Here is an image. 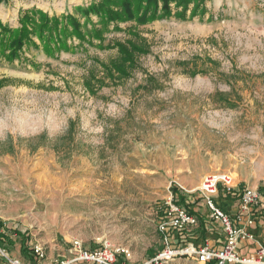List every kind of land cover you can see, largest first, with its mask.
Segmentation results:
<instances>
[{
  "label": "rangeland",
  "instance_id": "rangeland-1",
  "mask_svg": "<svg viewBox=\"0 0 264 264\" xmlns=\"http://www.w3.org/2000/svg\"><path fill=\"white\" fill-rule=\"evenodd\" d=\"M95 1L0 0V20L17 27L19 12L34 7L80 17L76 7ZM206 6L203 17L137 27L150 53L96 96L85 86L91 73L103 77L98 63L118 57L98 42L69 41V52L52 57L30 47L13 63L0 56V215L45 252L28 262L14 239L1 264L67 262L76 242L91 251L108 243L129 264H147L170 242L159 212L173 185L195 200L205 178L228 175L264 198V0ZM114 27L105 45L130 37L131 24ZM226 198L218 197L238 211Z\"/></svg>",
  "mask_w": 264,
  "mask_h": 264
},
{
  "label": "trees",
  "instance_id": "trees-1",
  "mask_svg": "<svg viewBox=\"0 0 264 264\" xmlns=\"http://www.w3.org/2000/svg\"><path fill=\"white\" fill-rule=\"evenodd\" d=\"M210 0H98L88 6L76 7L77 17L66 14L61 17L50 14L36 7L24 9L19 12V25L12 26L10 23H3L0 20V56L9 63L20 60L27 48H43L47 56H55L61 52H69V41L78 40L80 46H94L107 50H116L118 57L108 63H98L103 70V77L91 73V78L85 86L88 92L96 96L108 83L116 84L130 78L137 67V58L150 53V48L139 33L135 30L159 20L175 17L185 21L193 20L197 16H205L208 12L207 3ZM1 3V2H0ZM92 17H97L94 23ZM84 22H83V20ZM121 24H131L127 31L129 38L125 41L109 42L106 34L112 26L116 31H122ZM108 82V83H107ZM73 128L69 131L72 134ZM175 202L190 211L191 199L184 196L175 185L171 187ZM230 198V195H225ZM203 199L200 197L198 201ZM160 219L166 209L165 204L160 208ZM264 217V208L256 213ZM197 216V215H196ZM202 235L209 231L217 233L216 227L206 222L199 216ZM171 238L173 245L179 249L185 248L195 240L193 232H179L170 229L166 233ZM14 239L21 244L20 253L22 257L32 263L39 262L34 252L33 237L28 229L21 227L19 223L10 225L0 220V249L10 255V247L14 245ZM102 248V247H101ZM99 248V249H101ZM155 253L151 254L154 259ZM5 257L0 253V260L5 262ZM6 262L5 264H10ZM12 264V263H11Z\"/></svg>",
  "mask_w": 264,
  "mask_h": 264
},
{
  "label": "built area",
  "instance_id": "built-area-1",
  "mask_svg": "<svg viewBox=\"0 0 264 264\" xmlns=\"http://www.w3.org/2000/svg\"><path fill=\"white\" fill-rule=\"evenodd\" d=\"M236 188L234 179L228 175L208 176L200 188V196L209 210L210 219L222 229L224 244L221 248H212L206 244L201 247L188 245L177 249L173 245L171 238L166 235L170 229L184 232L199 224L198 218L178 205L173 196L165 203V216L159 222L161 234L170 242H167L168 247L164 252L147 264H160L178 256L195 257L200 264H264V243L257 239L252 231L257 224L256 213L264 208V198L257 189ZM221 193L238 199L239 212L236 215H231L219 206L217 199ZM73 248L76 251L75 258L60 264H129L126 251L113 249L108 243L94 251L84 249L78 242L74 243ZM34 252L39 260L45 259L42 245L36 244ZM0 253L7 257L4 250L0 249Z\"/></svg>",
  "mask_w": 264,
  "mask_h": 264
},
{
  "label": "crops",
  "instance_id": "crops-1",
  "mask_svg": "<svg viewBox=\"0 0 264 264\" xmlns=\"http://www.w3.org/2000/svg\"><path fill=\"white\" fill-rule=\"evenodd\" d=\"M220 195L225 196L224 193H221ZM200 197L198 196L195 200L191 199L190 211L193 212L192 213L193 215H195V216L197 215L196 217L198 218L199 224L197 227L191 228L188 230V232L195 233V240L190 242L188 245H194L195 247H201L203 245L208 244L212 248H217V249L221 248L224 244V235L222 233V229L218 225H215L214 222L210 219V213H209V210L205 204V201L203 199H201V201H203V203H201V201L200 202L198 201V199ZM222 199H223V197H222ZM227 200L238 201V199H235L233 197H230V199L228 198ZM217 203L219 204V206H221L224 210H226L231 215H236L239 212V209H238V211H237V209L232 210L230 208V206L228 205L229 203L225 200L219 201V199H217ZM199 216L201 219L205 220V222H206L205 226L208 227V223L210 225L213 224L216 227L217 233L216 232L212 233L211 231H209L205 236L202 235V233H201L202 227H201V222H200ZM0 220L3 221L4 223L8 222L10 225H13L14 223H21L19 221H12L13 219H10V218L7 219V217L5 218L4 216H1V215H0ZM24 226H26V225H24ZM252 231L255 234V236L257 237V239H259L261 241V238H262L263 242H264V217L263 216H261V217L259 215L257 216V224L252 228ZM208 235L211 237V240H212L211 243L209 241H205L201 245H197V246L195 245L196 242L204 240V238H206ZM214 240L218 241V244L215 243ZM1 262H2V260L0 261V264H1Z\"/></svg>",
  "mask_w": 264,
  "mask_h": 264
}]
</instances>
